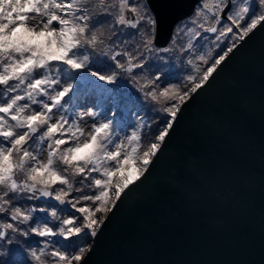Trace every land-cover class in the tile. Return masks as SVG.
Segmentation results:
<instances>
[{
  "label": "snow or ice",
  "instance_id": "obj_1",
  "mask_svg": "<svg viewBox=\"0 0 264 264\" xmlns=\"http://www.w3.org/2000/svg\"><path fill=\"white\" fill-rule=\"evenodd\" d=\"M158 24L152 0H0V264H89L182 105L264 26V0H200L166 45Z\"/></svg>",
  "mask_w": 264,
  "mask_h": 264
},
{
  "label": "water",
  "instance_id": "obj_2",
  "mask_svg": "<svg viewBox=\"0 0 264 264\" xmlns=\"http://www.w3.org/2000/svg\"><path fill=\"white\" fill-rule=\"evenodd\" d=\"M200 0H152L157 43ZM89 264H264V26L182 105Z\"/></svg>",
  "mask_w": 264,
  "mask_h": 264
},
{
  "label": "rangeland",
  "instance_id": "obj_3",
  "mask_svg": "<svg viewBox=\"0 0 264 264\" xmlns=\"http://www.w3.org/2000/svg\"><path fill=\"white\" fill-rule=\"evenodd\" d=\"M193 14H194V12H193ZM193 14L190 17H192ZM187 19H185L183 21H186ZM183 21L179 22L177 25L181 24ZM177 25H176V27H177ZM193 27H195V26H193ZM187 39H188V37H184V39L181 41V43H186L187 42ZM200 45H203L202 48H200V46L198 45V48H200L201 54L206 53L210 48H213L214 47V45H212L210 41H200ZM220 47L223 48V45H221ZM165 71L166 72H171L173 74L170 77V79H172L173 82H178V81H182L183 80V77L185 76L187 70L178 61H176L175 58H173L172 64L170 65V67L166 68ZM123 85H124V82L121 81V86H123ZM125 90H127V89H125ZM153 115H155V113L154 112H150L149 115H148V117H146L145 119L148 120ZM129 131H131V129H129ZM155 131H156V127H155V123L153 122V125H152V133H154ZM143 132H144V138L142 140V148L146 147L149 142H151L152 140H154V136L151 133H149V130L147 128H145L143 130Z\"/></svg>",
  "mask_w": 264,
  "mask_h": 264
},
{
  "label": "trees",
  "instance_id": "obj_4",
  "mask_svg": "<svg viewBox=\"0 0 264 264\" xmlns=\"http://www.w3.org/2000/svg\"><path fill=\"white\" fill-rule=\"evenodd\" d=\"M176 27V26H175Z\"/></svg>",
  "mask_w": 264,
  "mask_h": 264
}]
</instances>
